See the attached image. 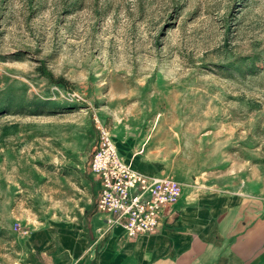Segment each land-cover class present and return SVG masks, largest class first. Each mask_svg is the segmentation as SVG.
<instances>
[{"label":"rangeland","instance_id":"rangeland-1","mask_svg":"<svg viewBox=\"0 0 264 264\" xmlns=\"http://www.w3.org/2000/svg\"><path fill=\"white\" fill-rule=\"evenodd\" d=\"M98 124L190 183L264 175V0H0V264L95 199Z\"/></svg>","mask_w":264,"mask_h":264},{"label":"crops","instance_id":"crops-1","mask_svg":"<svg viewBox=\"0 0 264 264\" xmlns=\"http://www.w3.org/2000/svg\"><path fill=\"white\" fill-rule=\"evenodd\" d=\"M114 142L132 168L183 183L182 200L163 210L156 233L129 237L121 224L111 222L114 214L97 208L101 186L95 175L98 192L82 209L81 219L55 234L35 232L25 264H264L260 169L239 176L215 175L209 182L200 177L190 183L189 171L132 148L126 128Z\"/></svg>","mask_w":264,"mask_h":264},{"label":"built area","instance_id":"built-area-1","mask_svg":"<svg viewBox=\"0 0 264 264\" xmlns=\"http://www.w3.org/2000/svg\"><path fill=\"white\" fill-rule=\"evenodd\" d=\"M98 142L90 160L100 181L97 208L112 213V223L121 224L129 237L153 234L159 229L165 208L184 197L178 180L144 174L122 157L108 128L98 124Z\"/></svg>","mask_w":264,"mask_h":264},{"label":"bare ground","instance_id":"bare-ground-1","mask_svg":"<svg viewBox=\"0 0 264 264\" xmlns=\"http://www.w3.org/2000/svg\"><path fill=\"white\" fill-rule=\"evenodd\" d=\"M124 134V127L121 124H117L114 131H111V135L114 140L120 139Z\"/></svg>","mask_w":264,"mask_h":264},{"label":"trees","instance_id":"trees-1","mask_svg":"<svg viewBox=\"0 0 264 264\" xmlns=\"http://www.w3.org/2000/svg\"><path fill=\"white\" fill-rule=\"evenodd\" d=\"M40 70L42 71V73H43L45 76L50 77V78H54L53 74H51V73L49 72V70H44L43 67H41ZM57 82H59V83H64V84L67 83V81H66L63 77H58V78H57Z\"/></svg>","mask_w":264,"mask_h":264}]
</instances>
